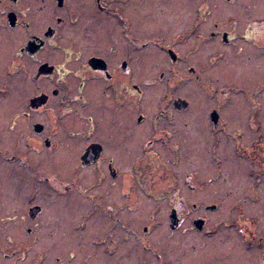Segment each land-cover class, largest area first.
<instances>
[{
    "label": "flooded vegetation",
    "instance_id": "flooded-vegetation-1",
    "mask_svg": "<svg viewBox=\"0 0 264 264\" xmlns=\"http://www.w3.org/2000/svg\"><path fill=\"white\" fill-rule=\"evenodd\" d=\"M126 1L0 0V264H18L19 246L30 249L36 241L57 235L54 227L37 225L40 218L50 220L45 217L49 210L42 192L73 195L75 203H81L80 222L73 228L54 223L59 235H66L60 231L62 225L68 235L79 239L81 259L64 254L55 258L57 264H96L89 257L98 252L114 257L115 230L125 233L132 228L115 216L114 200L103 201L107 191H92L94 184H87L84 177L96 184L112 182L110 188L121 176L126 177V190H120L122 200L126 198L124 208L135 207L137 194L146 190L152 200L167 196V190L173 193L168 206L170 212L175 210L178 225L172 231L182 225L179 209L204 210L192 218V226L203 237L214 236L218 226L221 242L228 247L201 254V264H264V229L259 233L257 218L245 216L264 186V67L258 68L259 60L264 61V0H248L241 7L227 4L234 0H223L220 8L234 9L231 14L218 10V16L220 8L201 0L189 37L200 25L209 27L212 17L208 40L214 42V51H205L201 59L183 66L186 58L176 45L185 39L177 35L160 49L169 58L165 70L171 74L165 77L163 69L156 70L151 53L155 72L145 83L144 74L134 67L135 57L148 44L161 45L162 40L138 41L133 37L137 35L127 34L131 19L143 15L139 9L133 10L134 15L126 13ZM194 36L193 52L206 38ZM186 81L196 82L212 103L201 110L189 104L188 95L179 88ZM144 87H152L149 103L157 98L151 106L144 101ZM234 97H239L240 106L234 104ZM179 100L183 104H175ZM127 107L131 111L126 113ZM246 131L251 135H244ZM195 145L209 149L205 166L215 178L196 181L203 171L193 168ZM126 159L128 168L122 170ZM162 176L165 179L160 181ZM217 180L218 199L195 198L198 188L206 190ZM227 181L239 182L234 202ZM179 191L188 196L179 197ZM34 208L38 211L32 215ZM223 208L236 215L219 217L211 228L205 214ZM59 210L50 212L68 213V207ZM96 210L105 215L97 223L92 222ZM198 220L200 228L194 224ZM21 223L29 226L20 244ZM92 223L98 237L89 231ZM141 230L146 232L147 227ZM122 255L126 259V252Z\"/></svg>",
    "mask_w": 264,
    "mask_h": 264
},
{
    "label": "rangeland",
    "instance_id": "rangeland-1",
    "mask_svg": "<svg viewBox=\"0 0 264 264\" xmlns=\"http://www.w3.org/2000/svg\"><path fill=\"white\" fill-rule=\"evenodd\" d=\"M178 1V3L174 4V2ZM223 0H210L213 7L215 9L220 8V5ZM232 1V0H231ZM242 2H248V0H234L232 2H228L227 4H233L236 7H241L240 3ZM201 3V0H128L126 1V9H128L126 13L134 15V9H139L141 12L139 14H142V19L139 16L137 19L132 18L131 25H128L129 28H126L127 34L129 35H137L135 37L138 41H144V42H150V43H156L157 41L162 40V44H148L149 48H147L144 53H137L138 56L135 57L136 65L134 66L135 69L141 71L144 76L143 80L144 83L146 80L152 75L155 70L152 67L151 64V58L149 55L151 53H154L153 55V61L155 63L156 70H162L165 71L164 74H166L165 77H168L171 73L168 72V70H165L167 68L166 60L169 58L167 57V54H163V52L160 50L164 43L168 44L170 41L173 40L174 37L177 35L183 37V41H181L180 44H177V50L181 53L182 57L186 58L185 64L190 65L192 64L193 60L201 59L204 52H213L215 49L214 42H209L208 40V33L210 30H212V22L214 21L211 17L210 25L209 27L207 25H200L198 28H196V31L192 33V35L189 37L190 31L193 28V18L196 14H198L200 11L199 4ZM139 4V6H137ZM180 4V6H179ZM178 6V7H177ZM223 6V5H222ZM234 6H227V8H220L217 9L216 16H218V10L221 11L223 9V12H226V14H231L232 9H234ZM252 9L255 8V5H252ZM178 9V10H177ZM239 9V8H236ZM258 9L261 11V9L258 7ZM162 10V12L160 11ZM176 12L175 14H173ZM202 14V13H200ZM259 18L261 19L262 13L260 12ZM146 19V20H145ZM154 21H153V20ZM216 20V19H215ZM140 21H142L140 23ZM146 21V22H143ZM131 26V27H130ZM134 27V28H132ZM192 27V28H191ZM137 30L139 32L134 33V31ZM159 31V33H158ZM155 32V33H154ZM196 34H202L204 36V40L201 41L199 47L195 49V52H193V46L192 39L196 36ZM185 37V38H184ZM191 38V39H190ZM134 39V40H135ZM130 40V37H126V43ZM153 48L151 50V48ZM189 52V55L186 56V54ZM189 58V60H188ZM264 67V61L262 59L258 62V68ZM215 76V75H212ZM157 79V78H155ZM142 82V81H139ZM145 88V102L147 106H151L154 104L157 100L154 99L150 103L149 101L154 97V94L152 93L151 88L152 87H144ZM179 88L184 91L189 97L188 103L191 104L195 109H202L203 106L206 107V105L211 104L212 101L206 96V93L202 92L198 89V86L196 82H189L186 81L182 83ZM260 101L263 100L262 97H259ZM234 104L240 106L238 104L239 97L232 98ZM183 102V101H182ZM129 107L126 108V113L128 112ZM129 111H131L129 109ZM244 135L250 136V132L246 131L244 132ZM196 149L194 151V170L199 171L202 170L203 172L201 174L198 173V177L196 178V181L199 182L200 180H203L207 177L209 179H213L214 172L209 170L207 171V167L205 166L206 161L205 158H208V152L209 149L206 148V150H202L200 145H195ZM216 146V151L217 150ZM229 152H233V147H229ZM127 155V154H126ZM199 156V157H198ZM129 160L126 159V167L124 165L121 166L122 170H125L128 168ZM205 166V167H201ZM174 171L178 172L179 175H183L184 171L182 168H176ZM21 172H17L16 175L19 176ZM162 174L161 172H159ZM85 175V174H83ZM87 181V184H94V187L92 191L95 192H102L107 191L104 195L103 201H109L114 200L116 202V209L115 210V216L126 220V224L132 228V231H126L120 232L118 230H115L114 239H115V251L113 254H115L114 257L109 258L107 256H104L102 252H98L96 257H89L94 261L96 264H201L203 263L202 258H198L201 256V254L204 253H218V251L221 248H227L228 245L225 243H222L221 240L223 239V235H221V231H219V228L217 226V230L214 236L211 237H203L202 232L198 233L196 229L192 226L191 220L193 217H197L201 214V211H204L203 209L200 210H192L189 208H181L178 212H181L183 220L182 225L179 228V230L172 231L169 229V220L168 216L170 215L171 208L169 205V200L173 199V193L171 191L168 192L167 190V196L165 197H158L157 199L152 200L148 197L149 191L146 190L145 194L138 193L135 200L136 204L135 207H129L124 208L123 201L126 200L121 198V192L122 188L124 187L126 190V177L121 176L117 182H115L114 187L111 186L109 188V185L112 184V182H105L104 185L99 183H94L93 179H87V177H84ZM181 179V177H178ZM165 179V178H164ZM163 176L160 181L164 180ZM174 179V176H173ZM259 179L263 181V176L260 175ZM159 181V182H160ZM175 181V179H174ZM230 181H227V192L233 191L231 193L232 202L237 200V195H239V189H237L239 186V182L237 183H229ZM242 182V181H241ZM84 184V183H82ZM159 184V183H158ZM245 185V183H243ZM163 183L160 184V187H162ZM262 186V185H261ZM205 187V186H204ZM259 192V201L255 203L249 204V209H247L245 216H253L256 219L259 233L261 229H264V186L260 188ZM111 190L114 192V195H111ZM123 191V190H122ZM165 192V191H161ZM221 194V185L219 181L212 183L206 190H202L198 188L194 194L196 197H202V198H211L218 199ZM43 198L42 199L45 207L49 210L45 217L49 218L50 220H45L44 217L40 218V220L37 222V225L45 228L46 226H52L53 232H57V235H54L50 237V239L44 238L43 240L40 239L36 241L33 246L31 245L30 249H27L23 247V245L19 246V254H22L20 256V260L18 264H57L55 262V258L61 257L64 254H67V258L69 256L76 257V261H79L81 259V254L79 255V251L81 250V247L78 245L77 237H71L69 234V231L62 228V225L60 226V231L63 233L65 232L66 235H59V231L57 227L54 225V223H65L67 227L73 228L74 225L77 224V222H80L81 214H80V207L81 203H75L74 196L65 195L63 194L58 195L54 192L44 193L42 192ZM178 196H183L185 198L188 196L186 193H181L179 191ZM131 198V197H130ZM77 199L80 202H83L82 198L77 197ZM197 199V198H196ZM180 200V199H179ZM21 200H19V203ZM26 206L27 203H24ZM23 205H20L18 207L19 211L21 212V209L23 208ZM59 207L62 212V210L66 207H68V213L64 215L62 214H52L50 210ZM230 215H236V212L234 210L223 208L220 210H216L213 213L205 214L207 218L209 219V226L212 228L214 225V222H219V217L222 216H230ZM105 215L100 210H96V212L93 214V220L92 222H96L100 220L101 218H104ZM29 226L28 224H23L19 226V243H24L23 240L26 239L25 236V228ZM142 226L147 227V231L143 232L141 230ZM94 236L98 237L99 231L95 232V225L92 223L89 230ZM76 235V231H73ZM103 232V231H101ZM100 232L101 237L104 239L103 234ZM73 233V234H74ZM38 235L42 238V234L40 231H38ZM89 237L90 234L88 233ZM75 240H70V239ZM100 238V237H99ZM102 242V241H101ZM100 242V243H101ZM114 243V242H113ZM204 243V245H202ZM101 246H104V244H100ZM109 246V245H107ZM111 247V245L109 246ZM111 249V248H110ZM45 252H48L49 257L48 259L44 258L43 254ZM126 252V259L124 258V255ZM156 253L158 255H162L158 259L156 258ZM245 253V252H243ZM86 254V253H85ZM256 252L249 253V256L255 255ZM245 257V254H243ZM194 260H198L199 262H193ZM5 264V263H4ZM87 264H90L87 263ZM208 264H213V261L208 262Z\"/></svg>",
    "mask_w": 264,
    "mask_h": 264
},
{
    "label": "water",
    "instance_id": "water-1",
    "mask_svg": "<svg viewBox=\"0 0 264 264\" xmlns=\"http://www.w3.org/2000/svg\"><path fill=\"white\" fill-rule=\"evenodd\" d=\"M169 54H170L172 61H175V55L171 51H169ZM175 104H183V102L179 100ZM210 209L212 210L213 208H210ZM37 211H38L37 208L32 209V215H35L37 213ZM169 220H170V229L174 230L178 225V218H177L175 210H172L170 212ZM194 224L197 228H200L202 225V222L200 220H198V221H195Z\"/></svg>",
    "mask_w": 264,
    "mask_h": 264
}]
</instances>
